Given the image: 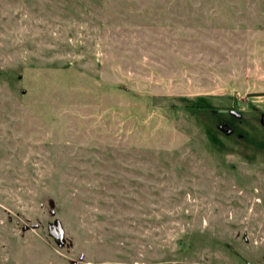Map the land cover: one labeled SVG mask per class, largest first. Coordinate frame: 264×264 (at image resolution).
<instances>
[{
  "label": "rangeland",
  "instance_id": "374dc122",
  "mask_svg": "<svg viewBox=\"0 0 264 264\" xmlns=\"http://www.w3.org/2000/svg\"><path fill=\"white\" fill-rule=\"evenodd\" d=\"M263 115L264 0H0V264H264Z\"/></svg>",
  "mask_w": 264,
  "mask_h": 264
},
{
  "label": "water",
  "instance_id": "95a60500",
  "mask_svg": "<svg viewBox=\"0 0 264 264\" xmlns=\"http://www.w3.org/2000/svg\"><path fill=\"white\" fill-rule=\"evenodd\" d=\"M21 78V77H20ZM26 91L23 90V93ZM261 122L264 126V115L262 116ZM231 131H227V134H231ZM52 207L54 204L51 202ZM51 214L54 216L56 211L54 209L51 210ZM34 228H37L38 225H33ZM49 235L55 240L57 246L59 248H64L67 244V240L65 239V230L62 226V223L59 219H55L53 222L48 224ZM80 261L74 262L73 264H80L84 260V255L81 256Z\"/></svg>",
  "mask_w": 264,
  "mask_h": 264
},
{
  "label": "flooded vegetation",
  "instance_id": "af4514ba",
  "mask_svg": "<svg viewBox=\"0 0 264 264\" xmlns=\"http://www.w3.org/2000/svg\"><path fill=\"white\" fill-rule=\"evenodd\" d=\"M222 127L223 130H227V131H231L232 130V133L234 132V129L232 127L229 126V123H226V122H223L222 125L220 126Z\"/></svg>",
  "mask_w": 264,
  "mask_h": 264
}]
</instances>
